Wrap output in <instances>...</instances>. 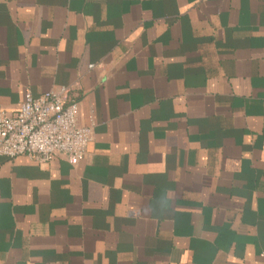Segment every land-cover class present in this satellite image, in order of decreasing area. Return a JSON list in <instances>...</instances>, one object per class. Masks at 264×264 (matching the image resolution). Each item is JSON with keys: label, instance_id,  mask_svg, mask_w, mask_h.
Segmentation results:
<instances>
[{"label": "crops", "instance_id": "0c3cea01", "mask_svg": "<svg viewBox=\"0 0 264 264\" xmlns=\"http://www.w3.org/2000/svg\"><path fill=\"white\" fill-rule=\"evenodd\" d=\"M61 86L92 141L0 157V264H264V0H0V111Z\"/></svg>", "mask_w": 264, "mask_h": 264}, {"label": "built area", "instance_id": "2783aa9c", "mask_svg": "<svg viewBox=\"0 0 264 264\" xmlns=\"http://www.w3.org/2000/svg\"><path fill=\"white\" fill-rule=\"evenodd\" d=\"M69 92L61 86L36 98L26 93L13 114L0 111V157L26 156L39 165L59 156L70 164L80 161L92 141V125L78 123V104Z\"/></svg>", "mask_w": 264, "mask_h": 264}]
</instances>
